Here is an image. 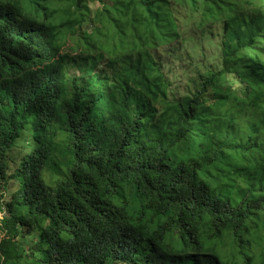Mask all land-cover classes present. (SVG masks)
I'll use <instances>...</instances> for the list:
<instances>
[{
  "label": "trees",
  "instance_id": "obj_1",
  "mask_svg": "<svg viewBox=\"0 0 264 264\" xmlns=\"http://www.w3.org/2000/svg\"><path fill=\"white\" fill-rule=\"evenodd\" d=\"M0 191V264H264V0H0Z\"/></svg>",
  "mask_w": 264,
  "mask_h": 264
},
{
  "label": "rangeland",
  "instance_id": "obj_2",
  "mask_svg": "<svg viewBox=\"0 0 264 264\" xmlns=\"http://www.w3.org/2000/svg\"><path fill=\"white\" fill-rule=\"evenodd\" d=\"M198 39V41H202V42H206V41H204L203 39H201V37H197ZM191 48H192V46H189L188 47V50L190 51L191 50ZM204 51H205V53H206V56L208 57V58H217V55H221V52H220V44L218 45V47L217 46H212V47H210V46H206L205 48H204ZM192 54V56L194 57L196 54H194V53H191ZM21 152H22V150H21ZM1 192V191H0ZM1 194V193H0ZM3 213H1V211H0V220H3Z\"/></svg>",
  "mask_w": 264,
  "mask_h": 264
}]
</instances>
